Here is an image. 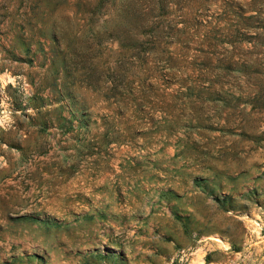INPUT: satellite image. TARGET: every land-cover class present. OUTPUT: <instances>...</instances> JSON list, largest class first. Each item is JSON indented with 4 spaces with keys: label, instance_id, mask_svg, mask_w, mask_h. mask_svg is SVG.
<instances>
[{
    "label": "rangeland",
    "instance_id": "1",
    "mask_svg": "<svg viewBox=\"0 0 264 264\" xmlns=\"http://www.w3.org/2000/svg\"><path fill=\"white\" fill-rule=\"evenodd\" d=\"M0 264H264V0H0Z\"/></svg>",
    "mask_w": 264,
    "mask_h": 264
},
{
    "label": "bare ground",
    "instance_id": "2",
    "mask_svg": "<svg viewBox=\"0 0 264 264\" xmlns=\"http://www.w3.org/2000/svg\"><path fill=\"white\" fill-rule=\"evenodd\" d=\"M216 241H219V242H220V240H219V239H216Z\"/></svg>",
    "mask_w": 264,
    "mask_h": 264
},
{
    "label": "built area",
    "instance_id": "3",
    "mask_svg": "<svg viewBox=\"0 0 264 264\" xmlns=\"http://www.w3.org/2000/svg\"><path fill=\"white\" fill-rule=\"evenodd\" d=\"M10 77H8V79H9Z\"/></svg>",
    "mask_w": 264,
    "mask_h": 264
}]
</instances>
